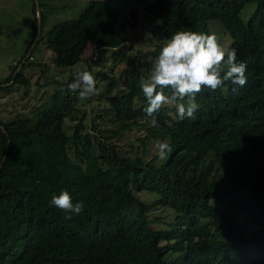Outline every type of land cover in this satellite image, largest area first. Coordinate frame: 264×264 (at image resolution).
I'll return each mask as SVG.
<instances>
[{"label": "trees", "instance_id": "16d2710c", "mask_svg": "<svg viewBox=\"0 0 264 264\" xmlns=\"http://www.w3.org/2000/svg\"><path fill=\"white\" fill-rule=\"evenodd\" d=\"M138 4L159 42L124 68L108 120L114 136L142 128L141 152L162 145L125 153L83 128L70 82L91 76V57L31 116L0 120V264H264V0H89L43 34L52 63L76 64L87 44L118 46ZM210 19L228 51L209 68L180 64L169 44L187 61L213 52ZM35 30L34 17L24 52ZM34 46L13 83L29 85ZM155 206L172 215L165 227L149 224Z\"/></svg>", "mask_w": 264, "mask_h": 264}, {"label": "rangeland", "instance_id": "374dc122", "mask_svg": "<svg viewBox=\"0 0 264 264\" xmlns=\"http://www.w3.org/2000/svg\"><path fill=\"white\" fill-rule=\"evenodd\" d=\"M89 0H37L40 3L39 10L42 15L43 26L35 40L31 60L34 62L22 70L24 76L29 80L28 86L17 85L11 81L0 83V120H9L18 117L31 116L48 98L49 94L59 89L56 80L65 81L71 75L74 76L78 70L85 69L87 58H94L91 64V76L85 77L79 74L78 81H71L70 85L77 84L78 90L73 92L72 114L81 118L83 128L91 135H109L121 149V152L141 153L149 157L162 145L159 141L147 143L145 151H140V138L143 135L142 128L131 125L129 129H123L116 136L112 135L111 129L117 127L118 123L108 120L112 111L109 96L123 86L122 72L129 65L133 56L139 59L148 57V49L159 42L152 36L157 21L146 10L145 5H136L137 20L135 25L127 27L123 31L124 40L114 48L93 47L87 44L81 54V60L69 67H57L52 63V51L44 43V33L54 23L64 19L74 18ZM34 0H0V79L4 78L17 61V71L27 57L29 49L25 48L32 34V24L36 14L32 12ZM35 6V5H34ZM127 16L126 13L120 17ZM211 32V44L213 52H204L198 58L185 60L183 52L173 49L169 44V53L180 64L189 65L192 68H209L212 62L228 51V38L223 33L220 22L210 19L207 22ZM33 44V45H34ZM32 46V47H31ZM13 70V71H14ZM13 73V72H12ZM16 73V72H15ZM114 80L112 87H108L107 81ZM63 93V90L60 91ZM101 115V116H100ZM73 120H67L71 124ZM70 131V128L67 127ZM144 202H151L156 195L153 192L139 190L134 192ZM149 224L153 227H165L166 221L172 218L167 209L162 206L149 208L147 211Z\"/></svg>", "mask_w": 264, "mask_h": 264}, {"label": "water", "instance_id": "95a60500", "mask_svg": "<svg viewBox=\"0 0 264 264\" xmlns=\"http://www.w3.org/2000/svg\"><path fill=\"white\" fill-rule=\"evenodd\" d=\"M34 5H35V14H36V16H37V20H36V30H35V34H34V37H33V40H32V46H33V44L35 43V40H36V38H37V36H38V34H39V31H40V20H41L40 10H39V6H38V2H37V0H34ZM32 46H31V47H32ZM28 53H29V52H27V54H28ZM17 67H18V66H17ZM17 67H15V70H16ZM15 70H14L13 73H12V77H11L10 81L12 80V78H13L15 72H16Z\"/></svg>", "mask_w": 264, "mask_h": 264}]
</instances>
